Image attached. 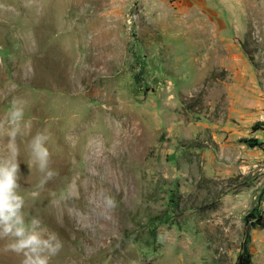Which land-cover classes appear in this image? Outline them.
Masks as SVG:
<instances>
[{"label": "rangeland", "instance_id": "obj_1", "mask_svg": "<svg viewBox=\"0 0 264 264\" xmlns=\"http://www.w3.org/2000/svg\"><path fill=\"white\" fill-rule=\"evenodd\" d=\"M10 141L49 264H264V0H0Z\"/></svg>", "mask_w": 264, "mask_h": 264}, {"label": "clouds", "instance_id": "obj_2", "mask_svg": "<svg viewBox=\"0 0 264 264\" xmlns=\"http://www.w3.org/2000/svg\"><path fill=\"white\" fill-rule=\"evenodd\" d=\"M22 116V109L13 108L10 113L12 123ZM15 129L11 133L14 137ZM47 139L42 133H37L31 141V151L41 172L47 169L48 150L45 147ZM10 155L0 159V236H10L13 242L10 247L23 253L22 264H49L51 256L61 248V243L54 234H45L36 218L26 220L23 213L24 196L19 191V164L16 161V149L9 143ZM47 176L52 173L48 171ZM111 203V201H109Z\"/></svg>", "mask_w": 264, "mask_h": 264}, {"label": "trees", "instance_id": "obj_3", "mask_svg": "<svg viewBox=\"0 0 264 264\" xmlns=\"http://www.w3.org/2000/svg\"><path fill=\"white\" fill-rule=\"evenodd\" d=\"M247 143H249L252 147L257 146V144H256V140H247ZM254 226H255V227H256V226L261 227V226H263V222H262V221H258V222H256V223L254 224ZM237 264H251V256H250V254L247 253V252L244 253V254L240 257V259H239V261H238Z\"/></svg>", "mask_w": 264, "mask_h": 264}]
</instances>
